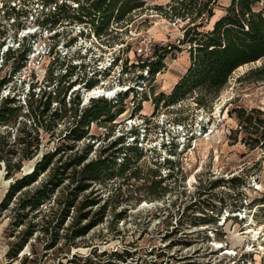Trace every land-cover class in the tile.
<instances>
[{
    "label": "rangeland",
    "instance_id": "rangeland-1",
    "mask_svg": "<svg viewBox=\"0 0 264 264\" xmlns=\"http://www.w3.org/2000/svg\"><path fill=\"white\" fill-rule=\"evenodd\" d=\"M170 1L146 0L128 22L100 38L92 33L80 35V29L90 30L62 18L55 27L59 30L55 42L54 29L36 21L41 12L54 6L42 0H0V29H5L0 34V78L9 74L12 63V59L3 63L2 52L8 46L32 43L26 65L0 88V98L13 95L28 114L20 115L14 126L0 125V145L14 146L10 144L21 127L37 134L32 140H38L32 157L24 159L13 174L6 175L0 159V200L16 176L30 171L42 153L57 144L62 148L55 157L80 153L87 143L92 144L88 157H94L132 127L140 130L137 143L144 151L133 165L135 175L126 172L95 181L79 193L76 202L86 195L95 201L82 208L89 214L78 225L87 223L97 209L104 210L102 219L82 234L65 235L78 212L72 206L59 227L57 241L47 245L50 234L37 229L15 256H8L20 228L9 224L12 203L0 209V264H264V73L257 70L264 66V55L236 67L218 95L204 99L206 105L197 103L194 92L173 105L156 108L148 90L149 99H140V109L134 110L140 96L129 93L123 99L125 109L115 119L91 122L88 133L93 136L66 147L71 141L64 136V128L74 104L68 99L80 92V104L85 105L90 97L86 99L80 82L62 91L66 83L59 78L67 64L85 62L87 75L90 70L109 68L105 77L99 75L95 89L140 88L136 80L144 69L134 66L140 60L133 51L138 37L150 33L155 44L164 45L176 44L182 36L186 20L169 18L155 8ZM227 1H219L216 14ZM5 2L24 14L7 17ZM257 5L264 8V0ZM31 33L36 35L32 39ZM71 37L77 39L66 46ZM78 53L85 56L77 57ZM125 61L127 70L123 71ZM164 61L165 67L146 84L154 93L167 92L185 69V44L167 53ZM49 92L65 97V107L71 108L66 115L64 111L54 117L51 112L59 107L54 99L44 107ZM132 139L128 134L124 142ZM12 156L15 160L17 154ZM167 158L173 161L171 167L163 165ZM55 207L57 203L51 200L43 209L52 212ZM203 217H214V221Z\"/></svg>",
    "mask_w": 264,
    "mask_h": 264
},
{
    "label": "trees",
    "instance_id": "trees-1",
    "mask_svg": "<svg viewBox=\"0 0 264 264\" xmlns=\"http://www.w3.org/2000/svg\"><path fill=\"white\" fill-rule=\"evenodd\" d=\"M145 1L42 0L43 4L54 7L52 10L41 12L36 21L46 29H54L51 37L55 39V42L56 36L59 34V30L55 27L62 18H66L69 23L81 25L90 30V32H84L82 28L79 30L80 35L87 36L92 33L90 36L95 35L100 38L115 29V26H122V23L128 22L131 14L135 10L141 9ZM259 1L229 0L227 4L220 7L222 10L218 14L215 13V9L219 6V0H171L166 3V6L157 4L155 8H158L169 18L178 17L186 20L178 43L156 44L152 57L149 59H142L137 55L140 61L135 62L134 66L146 69V72L138 74L136 80L140 88L129 86L128 90H119L111 97L91 96L85 105L80 104L82 99L80 92L71 99L69 97L68 101L70 100L74 104L68 114L70 119L64 128V136L71 141L66 144V147L73 148L76 140L86 136L92 137L93 134L88 133L91 122L107 123L115 119L125 109L123 108V99L129 93H132L135 98L140 96L133 106L134 110L141 107L140 99H149L148 90L152 91L150 101L156 108L173 105L194 92H196L197 103L206 105L204 99L212 100L217 96L236 67L257 60L264 55V8L257 5ZM4 5L3 12L7 17H18L24 14L14 5L7 2ZM4 32L5 29H0V34ZM29 36L32 39L36 35L31 33ZM76 39V37H71L65 42V45L68 46ZM1 44L2 42H0V46ZM183 44L188 51V63L172 83L170 89L167 92L158 91L157 93H154L153 88L147 89L146 84L154 78L156 72L165 67L164 57L166 54L181 49ZM18 47L8 46L2 52L3 63L6 64L11 59L12 63L9 74L0 78V88L9 82L13 74L23 68L28 59V53L32 49V43H22ZM76 55L82 58L85 53ZM124 64L122 69L126 71V61ZM85 67L86 64L82 61L67 64L65 72L60 74L59 78L64 79V83H66L62 89L63 92H66L76 82H83V90L89 89L98 83L97 74L103 77L107 75L108 70L101 69L97 70L94 75L88 76L83 72V70L86 72ZM257 70L264 73V66ZM150 85L148 86L150 87ZM59 95V92H49V97L43 102L44 107L49 105L51 99L59 102V107L51 112L54 117L61 116L64 111L66 115L67 110L71 109L65 107V97ZM17 101L13 95L0 98V125L14 126L20 115L28 114L26 110H22L21 104ZM43 111L44 109L39 110L40 113ZM19 131L14 143L10 144L14 146L4 148L3 143L0 145V159L4 162L5 173L8 176L20 169L24 159L32 157L38 144L37 139L36 141L32 140L37 134L31 135V131L23 127ZM139 133L138 128L130 127L126 135L119 136L101 147L94 157H88L92 149L91 143L84 145L80 153H71L64 159L61 158V155L55 157L62 148L61 143L57 144L53 149L43 152L30 171L16 176L9 183L0 200L1 210L9 208L12 203L9 224L13 229L20 228L17 238L7 250L8 256H15L37 229L50 234L51 240L46 242L47 245L57 241L60 237L59 227L69 215L72 206H76L78 212L69 225L70 230L65 232L68 238L84 233L89 227L99 222L103 217V209H97L91 214L87 223L78 225L81 217L89 214L88 210H82V208L93 204L95 198L86 195L76 202L77 196L92 182L104 181L114 175L122 176L126 172L135 175L133 165L144 154L142 146L137 143ZM128 134L133 139L131 142L125 143ZM12 153L13 155L17 154L15 160H12ZM172 162L167 158L163 165L171 167ZM46 170L45 177L34 184L41 173ZM65 179L68 182L64 184ZM51 200L57 203V207L52 212H46L43 206ZM202 219L214 221V217H203Z\"/></svg>",
    "mask_w": 264,
    "mask_h": 264
},
{
    "label": "built area",
    "instance_id": "built-area-1",
    "mask_svg": "<svg viewBox=\"0 0 264 264\" xmlns=\"http://www.w3.org/2000/svg\"><path fill=\"white\" fill-rule=\"evenodd\" d=\"M92 36H95V35H92ZM155 43H156L155 42V38L150 33L142 34L136 40V43L134 45V50L133 51L140 58H142V59H149V58L152 57L154 47L156 46ZM30 51H32V49ZM25 65H26V63H25ZM101 69H107V70H109V68H99V69L90 70L88 76L94 75L95 72H97V70H101ZM144 72H146V69H144ZM97 76L99 77V74H97ZM100 79L103 80V78H100ZM82 84H83V82H81V85ZM95 86H97V84L94 85L93 87L89 88V89H85V91L88 92V90L94 89ZM122 89H125V88H121V89H118V90H114V92H112L110 94H107L106 91L103 92L102 90H100L99 92L97 91L96 93H93V92L90 93V97L91 96H100V95L105 96V97H111V96L115 95V93L117 91L122 90Z\"/></svg>",
    "mask_w": 264,
    "mask_h": 264
},
{
    "label": "bare ground",
    "instance_id": "bare-ground-1",
    "mask_svg": "<svg viewBox=\"0 0 264 264\" xmlns=\"http://www.w3.org/2000/svg\"><path fill=\"white\" fill-rule=\"evenodd\" d=\"M100 90H102L103 92H104V90L103 89H101V88H96L95 89V87H94V89H92V90H88V92H86V94H85V97H86V99L90 96V93H96L97 91L99 92ZM115 90V89H114ZM114 90H107L106 91V93L107 94H110V93H112V92H114ZM84 93H85V89H84ZM257 233V232H256ZM219 244V243H218Z\"/></svg>",
    "mask_w": 264,
    "mask_h": 264
},
{
    "label": "crops",
    "instance_id": "crops-1",
    "mask_svg": "<svg viewBox=\"0 0 264 264\" xmlns=\"http://www.w3.org/2000/svg\"><path fill=\"white\" fill-rule=\"evenodd\" d=\"M219 1H220V0H219ZM228 1H229V0H228ZM228 1H227V3H228ZM227 3H226V4H227ZM175 80H176V79H175ZM175 80H174V81H175Z\"/></svg>",
    "mask_w": 264,
    "mask_h": 264
}]
</instances>
